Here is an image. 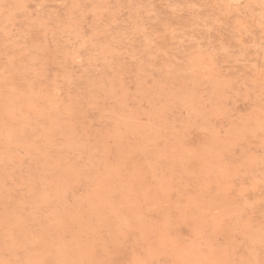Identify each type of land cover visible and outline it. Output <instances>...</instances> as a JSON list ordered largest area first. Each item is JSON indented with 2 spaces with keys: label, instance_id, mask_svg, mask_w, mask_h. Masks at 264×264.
Segmentation results:
<instances>
[{
  "label": "rangeland",
  "instance_id": "1",
  "mask_svg": "<svg viewBox=\"0 0 264 264\" xmlns=\"http://www.w3.org/2000/svg\"><path fill=\"white\" fill-rule=\"evenodd\" d=\"M0 264H264V0H0Z\"/></svg>",
  "mask_w": 264,
  "mask_h": 264
}]
</instances>
